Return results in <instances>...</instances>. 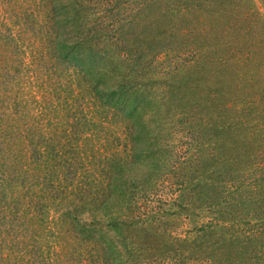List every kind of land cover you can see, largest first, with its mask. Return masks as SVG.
Wrapping results in <instances>:
<instances>
[{"label": "rangeland", "instance_id": "rangeland-1", "mask_svg": "<svg viewBox=\"0 0 264 264\" xmlns=\"http://www.w3.org/2000/svg\"><path fill=\"white\" fill-rule=\"evenodd\" d=\"M34 1L35 6L26 3L23 7L28 10L20 13L16 7L21 0H0V21L7 20L18 44L0 55V67L8 69L0 72V112L9 111L8 114L12 110L13 116L20 119H16L14 129L8 128L14 154L10 171L6 164L0 169L5 170V178L10 174L15 183L10 184L13 190L9 191L25 195L29 180L42 174L39 149H45L48 159H53L52 154L59 150L72 159L75 167L83 166L85 161L89 164L85 165L86 174H76L74 182L68 171L71 180L65 200L56 195V200L44 205L23 206L19 217L8 221L23 230L30 245L29 259L39 258L40 253V257H46V264H96L94 260L99 257L112 261L107 264H161L173 258L180 260L177 264H208L220 255V235L209 223L220 219V215L223 218V195L230 201L229 213L235 211V220L240 224L237 231L242 233L247 228L249 233L259 234L264 226V211L249 194L248 200L245 197L248 186L234 189V184L246 179L239 176L241 172L228 178L232 171L221 164V159L230 158L226 153L232 148L233 136L237 145H244L241 137L248 139L256 133L253 139L257 142V132L264 128V114L256 116L252 110L257 106L252 102L254 98L264 105V0H67L71 9L79 11L77 16L87 20L85 29L92 33L112 36L113 21L122 22L115 31L124 43L120 46L122 52L140 55L132 66L136 76L131 78L139 84V99L125 100L123 113L112 107H97L91 99L89 83L85 85V79L75 70L57 62L50 48L43 49L40 37L48 31L50 17L47 4ZM163 12L169 17L157 21ZM29 15L40 21L34 33L43 31L41 34L31 35L22 27L19 19ZM203 18L210 21L208 31L216 30L218 25L220 42H226L228 57L232 56L227 67L217 66L210 75L205 68L192 67L191 41L199 47L214 43L211 36L198 41L194 36L195 23ZM152 20L157 21L158 28L151 26ZM174 21L179 29L187 30L182 47L177 45ZM131 22L134 25L130 26ZM173 30L172 42L167 36ZM149 54L157 55L158 60L147 58L141 66ZM234 67L239 76L230 71ZM223 92L235 93L233 102L237 107L220 106L225 104ZM200 99L215 104L201 108ZM194 105L197 108L189 111ZM77 127L86 134H74ZM237 129L241 131L236 133L240 138L233 135ZM132 143L138 148L136 163L140 166L135 164L130 169L126 164L130 162ZM159 157L175 162L185 169L184 173L195 171L196 178L185 192L179 193L173 184L179 173L169 177L165 172L157 187L147 190V194L139 191L135 200L129 201L130 187L140 183L141 166ZM259 160L255 155L248 161L249 166ZM238 161V171H245V157H238ZM120 173L128 180L125 196L119 192L117 197L110 188L109 192L96 194L95 187L107 176L114 178L115 174L118 179ZM228 180L227 184L233 185L230 195L222 184ZM34 190L40 192L38 187ZM251 238L249 251L264 246V233ZM235 255L237 251L232 257ZM263 255L255 254V258ZM237 257H241L240 250Z\"/></svg>", "mask_w": 264, "mask_h": 264}, {"label": "trees", "instance_id": "trees-1", "mask_svg": "<svg viewBox=\"0 0 264 264\" xmlns=\"http://www.w3.org/2000/svg\"><path fill=\"white\" fill-rule=\"evenodd\" d=\"M21 1L22 2L17 4L16 7L17 10H20L18 11L20 13L28 10L27 7H23L24 5L28 4L31 7L36 5L34 0ZM41 1L47 4L48 14L50 17L48 31H42L43 34H41L42 32L34 33L35 27H38V25H40V21L38 19H35L33 15H29V18L26 17L23 19H19L24 30L30 32L31 35L41 34L40 41H43V49L48 50V48H50L56 55L57 62L61 61L63 64L68 65V67L72 70H75L77 74L82 76V79H85L82 81L83 83H85V85L89 83V93L91 95L92 101L94 103H97L95 104L97 107H100L103 110H108L107 108L112 107L117 113L125 112V100L135 102L139 99V84L135 80L131 81V78H133V75L136 76L135 70L132 66L133 63H136L140 55L137 52L134 54H129V52H122L120 46H122L124 43L115 32L122 22L117 23V25L116 22L113 21L114 25L111 26V29L113 30L112 36L105 34V32L102 34H98L96 32L92 33L85 29L87 20L78 17L77 14L79 13V11L76 9H71V4L68 3L67 0ZM30 2L31 4H29ZM39 4L43 3L39 2ZM73 14L76 17H73ZM168 17L169 16L165 14V12H163L161 17L157 19V21H160V19L162 18ZM157 21L152 20L151 26L158 28L159 24L157 23ZM183 21L184 19L183 17H181L180 22L183 23ZM191 21L193 22L195 21V19H191ZM133 22H131L129 25H134ZM175 22L177 21H174L176 35L174 34L173 30L168 34L167 39L172 40L173 42V36L175 35L177 45L181 46L184 42L182 41V36L186 34L187 30H185V28L179 29L176 26L177 24H175ZM209 22V20L204 18L198 19L195 23V26L197 28L194 36L197 37V41L199 39H206L207 37L211 36V39L214 41V43L206 47H199L196 42L191 41L190 48L191 53L193 52V54L191 55L193 60L192 65L194 64V66L192 67H201L202 69L205 68L210 75L211 73H215L213 69L217 66L227 67L228 63L231 62L232 56L228 57L229 46L226 44V42H220V39L222 37L217 33L219 32L218 25H215L216 30L213 29L211 31H208L210 25H208ZM6 23L7 20H5V18L4 20L0 21V55L2 52H9V49H11L13 45L16 46L17 44L16 37L11 35L12 27L6 25ZM13 24H17V21H14ZM191 31L193 33L194 30ZM177 36H179V40L177 39ZM45 42L48 47H45ZM113 45H116L115 49L112 48ZM193 47H196L194 49L195 51H193ZM152 57H155L158 60V56L155 54L153 56L152 54L145 55L143 64H141V66L145 65V61H148L147 58ZM233 62H235V60H232V63ZM235 64L236 63H234V65ZM0 66H3V64ZM4 67H0V72L1 70H8ZM232 70L235 76H239L236 67L230 69V71ZM8 73L6 76H8ZM0 75V78L3 79V75ZM86 78L89 79L86 80ZM6 82L8 83L10 81L6 80ZM224 95L225 104L223 105L222 103L220 105L221 107H237L236 105H234L235 100L233 102V99H236L234 96L235 93L226 92L224 93ZM237 98L239 99L238 96ZM208 100L209 99H200V103H203L201 108L207 107L206 104H215L214 101ZM252 102L257 105L254 109H252L253 111H256V116L260 115L261 113L264 114V105L258 103L257 98H254ZM193 108H197V106L194 105L193 107L188 109L189 111H191ZM10 111L11 112L8 114L7 112L9 111H4L3 113L0 112V165L6 164L7 171H10V162H12L11 155L13 154V151L11 150L13 139L11 133H8V128L10 127L14 129L15 124L18 122L16 119L20 120L18 117L13 116L15 112H12V110ZM82 111L84 113V109ZM250 113H253L254 115L255 112ZM204 116L206 115L204 114ZM207 123L211 127V123L209 121ZM251 127L254 130V125L252 123ZM77 128L73 129L74 134H79L80 137H82L83 134H86L85 130H81L79 129V127ZM256 128L255 130L257 131ZM239 130H233V135H235L236 133H240L241 131ZM70 132L71 131H69V133ZM262 132H264V128H261V130L257 132V134L260 135V139L257 142H254L253 139L256 133L253 135L250 134L248 139H244V137L242 136L241 140L243 141L244 145H237L236 141L234 140L235 136H233L232 148L226 153L227 155H230V158L223 157L221 159V164H223L225 167H228L229 172L232 171L229 175H227L228 178H232L233 175L236 176V174H239L241 172L239 176H242L244 179H246V181L239 180L237 184H234V189L238 191V189L246 188L248 186L249 191H245V193H247L245 197L248 200L250 195V198L252 197L251 201L254 200L255 203H259L258 208H261L260 210L264 211V134ZM54 140H57V138ZM23 145L21 147H23ZM140 150V153H142L141 147ZM137 153L138 148H136L135 143H132V155L130 158V162L126 164V166L130 169L135 168V164L136 166H140L136 163L138 159L136 157ZM213 153L216 154V151L214 150ZM52 155H54L55 157L53 159H48L46 157L47 155L45 149H39L38 163L43 166V168H40V170L42 169V174H39L37 178L33 177L29 180L30 182L28 183L27 187L29 189V192H26L25 195H22L21 192L9 191L13 190L11 189L10 184H13L14 182H11L10 174L5 178V170L0 169V228H2L0 229V264H46V257H40V253H38L39 258L32 257V259H29L31 253L29 252L28 248L30 247V245H28L27 241H25L23 230L18 229L17 225H13V223H9L8 221L18 218L23 206L31 207L37 206L38 204L44 205V203L47 201H50L52 199L56 200V195H61L59 199L65 200V194L69 192L68 188L70 187L71 178L73 177L72 180L74 182L76 174H79L81 176H83V174H86L87 169L85 167L87 166V164H89V161H87L86 163L84 159L85 162L83 166L75 167V164H72V159L70 157H67L65 152L55 150V153ZM255 155L256 157H259L260 160L255 165L249 166L248 161H251L252 158L255 157ZM241 156H244L245 162L247 160L248 163L245 171H238L237 169L239 165H241L238 161V157ZM109 157L107 156L105 160L108 161ZM161 159V157L157 159L151 158L149 161H146L147 164L145 166H141L139 177L140 183L138 186L135 185L133 187H130L127 198L129 201L132 202L133 200H135V194L137 196V192L143 191L144 193L142 194H147V190H151V188H153L154 186L157 187L159 185V179L165 172V174H168L169 177L171 173L172 177H176V173H179L177 175L178 179L174 178L175 180L173 181V184L178 189L177 192L179 193L185 192V189H188L187 187H189V183H191L193 179L196 178L195 171H193L191 174L189 172L184 173L185 169H182V167H180L179 165L177 167L175 162L172 164L167 162V159ZM36 160H38V158ZM73 170H75V173L72 172ZM68 171H70L71 173V178L69 177ZM214 172L215 171H213V173ZM248 175L250 177H248ZM126 177L127 176L125 174L122 175V173L119 174L118 179H116L115 174L114 178L110 175L107 176V179L103 180L99 187H95V190L97 191L96 194L103 191L107 192L106 190H108L109 192L110 188L112 189V191H115L116 194H118L117 197L120 196L119 192L120 194H123L125 196L127 193V187L125 186L128 182ZM99 180H95V183H97ZM229 181L230 180H228L227 182L222 181V184L224 183L223 187L225 186V188H227L226 192L229 191L230 193L228 194L230 195V188L232 189L233 185L231 186V184H227ZM248 181L249 184H245L248 183ZM49 186L50 189L48 188ZM102 186L104 187L101 191L100 189ZM37 187L38 189H40V192L34 190ZM251 189H254V191ZM82 192L85 191L82 190ZM255 197L258 198L255 199ZM25 199L29 200V202L25 203ZM222 202L226 205V207L224 208L225 211L223 218L220 215V219L218 217L217 219H214L213 222L209 223V226L212 228V230L215 231L216 235H220V255L217 259L209 260L208 264H221L222 262H226L224 264H264V257L255 258V254L257 255L260 253H264L263 245H261V247H258L257 250H255L254 248L252 251H249L250 248H252L250 247L252 246L250 242L253 241L251 237L261 236V234L264 233L262 231V229H264V226H261L262 229H260L259 234L249 233V230L247 228H243L242 233L241 231H237L240 228V224L235 220V211L231 209V211L233 210L234 212L232 211L231 213H229V210H227L229 209L228 207L230 204V201L227 200V196L224 197L223 195V197H220V203ZM3 227L5 228L4 230ZM200 240L202 241L201 238ZM239 250L241 257L238 259L237 255L239 253ZM236 251L237 255L232 257L233 253ZM253 252H255V254ZM94 262L96 264H107L112 261L99 257L95 259ZM177 262H180V260L173 258V261L166 260V262L162 261L161 264H177Z\"/></svg>", "mask_w": 264, "mask_h": 264}]
</instances>
